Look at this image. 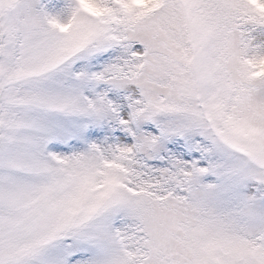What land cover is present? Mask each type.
Returning a JSON list of instances; mask_svg holds the SVG:
<instances>
[{
    "label": "snow or ice",
    "instance_id": "obj_1",
    "mask_svg": "<svg viewBox=\"0 0 264 264\" xmlns=\"http://www.w3.org/2000/svg\"><path fill=\"white\" fill-rule=\"evenodd\" d=\"M0 264H264V0H0Z\"/></svg>",
    "mask_w": 264,
    "mask_h": 264
}]
</instances>
